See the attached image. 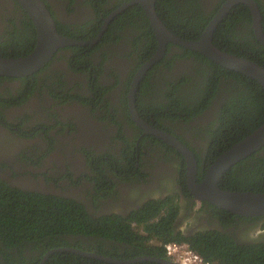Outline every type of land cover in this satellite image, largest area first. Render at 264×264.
Listing matches in <instances>:
<instances>
[{
	"label": "flooded vegetation",
	"instance_id": "1",
	"mask_svg": "<svg viewBox=\"0 0 264 264\" xmlns=\"http://www.w3.org/2000/svg\"><path fill=\"white\" fill-rule=\"evenodd\" d=\"M42 1L60 35L77 41L93 40L100 34L101 37L91 47L59 48L43 68L30 76H0V180L14 187L78 201L93 218L108 215L126 218L142 208V212L148 213L151 204L166 199L161 210H169L173 215L174 230L186 237L214 234L216 239L239 248L264 243V216H238L214 210L207 202H198L188 188L185 174L184 181L179 174V168L185 164L184 156L159 138L144 134L133 119L129 101L131 84L156 52L143 62L139 60L143 45L150 43V31L145 24V20L148 25L149 21L141 5H130L132 0ZM227 1L199 0L201 9L207 14V23L200 36ZM254 1L260 10L264 34V0ZM126 4L129 5L123 8ZM239 5L243 4L235 5L216 30L221 25L223 36L233 38L234 44L228 45L242 53L238 57L245 58L246 40L250 43L248 54H260L264 46L255 37L249 8L243 5L246 13ZM120 8L123 9L108 20ZM106 12L109 13L105 15ZM118 15V24L110 26ZM60 26L63 29L59 30ZM82 31L86 39L81 38L79 33ZM234 34L238 38L233 37ZM36 43L35 27L17 1L0 0V49L6 47L7 50L1 57L14 58L19 51L28 50L18 56L24 57L34 50ZM171 45L170 53L166 54L165 50L163 55L167 59L183 53L177 45ZM75 48L88 49L85 60L89 59L94 66H76L73 63ZM163 57L142 75L134 96V110L142 122L174 136L192 152L197 162L196 182L200 183L210 165L239 142L224 149L226 140L221 133H226L228 128L219 130L218 138L207 134L213 123L214 127L219 126L217 119L222 102L226 101L230 89L227 86L232 83L230 79L221 78L216 93H210L205 110L198 111V101L194 102L196 107L189 102V112L194 116L188 122L183 116H190L180 111L173 114L176 115L173 120L163 119L160 129L154 125V116L139 108L140 86L144 82L142 105L148 111L150 92L161 93L166 83L174 80L182 82V91H195L194 84L202 80L200 67L205 68L201 62L190 58L175 60L168 70L162 65ZM155 65L153 80L150 70ZM156 69H162V74H155ZM197 95L201 96V93ZM251 131L244 133L251 134ZM215 144L214 150L210 151ZM255 153L258 159L264 160V146L252 154ZM250 156L235 165L241 166L245 160L244 163H251L252 160H247ZM236 173V176L240 175L237 170ZM119 244L123 253L130 248L127 244ZM144 257L155 256H138L131 260ZM141 262L146 261L137 263Z\"/></svg>",
	"mask_w": 264,
	"mask_h": 264
},
{
	"label": "trees",
	"instance_id": "2",
	"mask_svg": "<svg viewBox=\"0 0 264 264\" xmlns=\"http://www.w3.org/2000/svg\"><path fill=\"white\" fill-rule=\"evenodd\" d=\"M155 7L158 16L167 28L185 40H196L207 23V14L201 9L199 0H157ZM239 7L245 9V12L247 11L243 5H239ZM138 11L142 15V10ZM108 13L106 12L105 15ZM119 18L120 15L115 17L110 26L117 25ZM145 24L146 29L150 31V43L144 44L143 50L139 52V60L142 62L152 56L157 46L146 20ZM220 26L214 34L213 43L219 45L222 51L242 56V53L229 46L234 44L233 38L232 36L228 38L226 35L223 36V27L220 28ZM61 29H63L62 26L59 30ZM95 32L89 35H93ZM79 34L82 36L81 38L86 39L83 36L85 32L82 31ZM233 37L238 38L235 34ZM223 38L225 40H221ZM246 41L243 57L264 67V51L260 54L255 52L248 54L247 48L250 47V43L248 40ZM33 43L34 39L31 44ZM136 45L137 42L134 46ZM171 47L173 45L168 44L166 54L170 53ZM176 48H179L183 53L173 54L169 59L165 55L163 67L170 70L175 60L193 58L192 61L199 62V64L201 62L205 66V68L200 67L202 80L194 84L195 91L191 89L190 93L186 90L182 91L180 80L168 81L166 88L161 93H159L160 91H157L156 94L155 91L150 92L151 101L148 111L142 105L143 86L145 85L143 82L139 88L137 102H140L141 110L154 116L156 127L161 129L163 119L173 120L176 116L173 114L180 111H185L190 116L189 118L183 116L184 120L188 122L194 116L189 112V105L191 106L189 102L194 104L198 101V111L205 110L209 104L208 99L210 98L208 97L211 92L216 93L221 78L230 79L232 85L227 86L230 87L229 95L226 96V101L222 102L220 115L217 119L218 128L214 127L213 123L207 130V134L218 138L220 135L218 131L228 128L226 133H221L224 136L223 139L226 140V146L220 143L226 149L250 134L244 132L253 131L254 128L261 125L264 121V89L258 83L215 64L201 54L177 46ZM261 49L264 50L263 47ZM3 50L0 49V57L2 53H7L6 47ZM86 50L88 49H74L73 63L76 66L86 68L94 66L89 59L85 60V56L89 53ZM27 51H19L14 58ZM155 68L156 65L150 70V79L153 80ZM162 69H156L155 74L161 75ZM234 92L236 94L232 95ZM198 93H201V96L197 95ZM193 107L196 105L194 104ZM164 145L166 146V144ZM166 147L170 149V147ZM214 147L216 144L213 145V148L211 147L210 151H213ZM257 156L258 154L255 153L247 159L252 160L251 163L246 164L245 160L240 164L241 166L233 165L225 173L220 182V188L227 191L249 190L264 193V160L258 159ZM236 170L240 173L239 176H236ZM179 171L181 179L184 181V163ZM169 198L167 197V199ZM165 200H161L155 205L151 204L148 213L142 212V208L136 213H130V217L126 216V218L117 215L93 218L87 213L84 205L78 201L14 187L0 180V264H40L48 251L59 248H73L120 261L131 260L138 256H155L165 259L164 245L170 242L187 244L192 251L211 264L215 262L218 264H264V243L254 247L239 248L216 239L214 234L206 233L186 237L175 231L172 225L173 215L169 213L168 209L161 210ZM211 207L214 210L226 212L215 206L211 205ZM120 242L130 247L125 253L119 250ZM44 264L108 263L83 258L69 252H56L49 256ZM136 264L158 263L146 261Z\"/></svg>",
	"mask_w": 264,
	"mask_h": 264
},
{
	"label": "water",
	"instance_id": "3",
	"mask_svg": "<svg viewBox=\"0 0 264 264\" xmlns=\"http://www.w3.org/2000/svg\"><path fill=\"white\" fill-rule=\"evenodd\" d=\"M22 7L29 19L33 23L37 43L32 52L24 57L2 58L0 57V76L24 77L30 76L43 68L53 57L59 48L67 46H93L101 37V34L89 41H77L60 35L55 26V21L46 8L42 0H16ZM156 0H132L129 4H139L144 10L145 16L153 31L157 42V49L152 56L134 77L129 91V101L131 104L132 117L138 122V126L148 134L159 138L168 146L177 150L185 158V176L188 188L194 198L199 201L207 202L226 212L243 217L264 216V193L252 191H227L220 188L225 173L235 164L259 151L264 146V123L254 132L236 143L229 150L222 153L213 164L208 168L203 180L196 182L197 162L192 152L184 146L174 136L164 133L147 123L142 122L134 110V96L137 85L142 75L165 54L166 45L171 43L185 49L197 52L221 67L238 72L249 77L264 89V67L256 62L238 57L220 50L213 43V36L219 23L228 12L237 4L246 5L252 15V26L256 39L264 46V34L261 26V15L257 3L254 0H228L216 16L209 22L200 38L197 40H185L172 33L159 19L155 10ZM129 4L124 5L123 8ZM123 8L112 13L108 18L120 12ZM106 25V24H105ZM56 252H69L83 258L97 259L110 264H135L140 261H151L158 264H177L171 260L159 257H144L130 261L113 260L105 256L96 255L71 248H59L48 251L40 264Z\"/></svg>",
	"mask_w": 264,
	"mask_h": 264
},
{
	"label": "built area",
	"instance_id": "4",
	"mask_svg": "<svg viewBox=\"0 0 264 264\" xmlns=\"http://www.w3.org/2000/svg\"><path fill=\"white\" fill-rule=\"evenodd\" d=\"M167 259L177 264H211L192 251L185 243L170 242L164 245Z\"/></svg>",
	"mask_w": 264,
	"mask_h": 264
},
{
	"label": "clouds",
	"instance_id": "5",
	"mask_svg": "<svg viewBox=\"0 0 264 264\" xmlns=\"http://www.w3.org/2000/svg\"><path fill=\"white\" fill-rule=\"evenodd\" d=\"M165 259H167V258H165ZM169 260V259H168Z\"/></svg>",
	"mask_w": 264,
	"mask_h": 264
}]
</instances>
